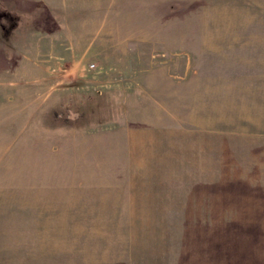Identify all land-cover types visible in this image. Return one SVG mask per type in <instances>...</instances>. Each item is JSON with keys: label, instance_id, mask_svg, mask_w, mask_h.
<instances>
[{"label": "rangeland", "instance_id": "374dc122", "mask_svg": "<svg viewBox=\"0 0 264 264\" xmlns=\"http://www.w3.org/2000/svg\"><path fill=\"white\" fill-rule=\"evenodd\" d=\"M0 264H264V0H0Z\"/></svg>", "mask_w": 264, "mask_h": 264}]
</instances>
